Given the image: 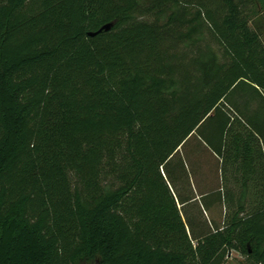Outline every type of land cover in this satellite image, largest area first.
<instances>
[{
  "label": "trees",
  "instance_id": "trees-1",
  "mask_svg": "<svg viewBox=\"0 0 264 264\" xmlns=\"http://www.w3.org/2000/svg\"><path fill=\"white\" fill-rule=\"evenodd\" d=\"M233 251L264 264V0H0V264Z\"/></svg>",
  "mask_w": 264,
  "mask_h": 264
},
{
  "label": "rangeland",
  "instance_id": "rangeland-1",
  "mask_svg": "<svg viewBox=\"0 0 264 264\" xmlns=\"http://www.w3.org/2000/svg\"><path fill=\"white\" fill-rule=\"evenodd\" d=\"M225 264H246L245 257L239 252L233 251L228 257Z\"/></svg>",
  "mask_w": 264,
  "mask_h": 264
},
{
  "label": "water",
  "instance_id": "water-1",
  "mask_svg": "<svg viewBox=\"0 0 264 264\" xmlns=\"http://www.w3.org/2000/svg\"><path fill=\"white\" fill-rule=\"evenodd\" d=\"M99 31H100V30H99ZM99 31H96V32H89V35L94 36V35H96Z\"/></svg>",
  "mask_w": 264,
  "mask_h": 264
}]
</instances>
